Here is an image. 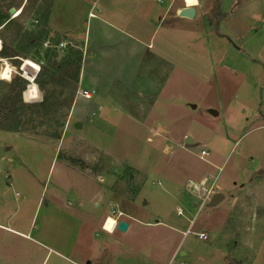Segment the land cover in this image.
Segmentation results:
<instances>
[{"label": "rangeland", "instance_id": "1", "mask_svg": "<svg viewBox=\"0 0 264 264\" xmlns=\"http://www.w3.org/2000/svg\"><path fill=\"white\" fill-rule=\"evenodd\" d=\"M160 1L141 0L150 16L140 2L138 17L111 15L122 33L111 39L86 0H0L40 34L19 54L29 89L49 40L66 45L49 50L55 62L81 52L77 88L98 94L75 97L58 141L29 136L23 118L19 133L0 130V264H264V0H209L191 20ZM126 3L98 0L93 13ZM106 218L127 231H103Z\"/></svg>", "mask_w": 264, "mask_h": 264}, {"label": "trees", "instance_id": "2", "mask_svg": "<svg viewBox=\"0 0 264 264\" xmlns=\"http://www.w3.org/2000/svg\"><path fill=\"white\" fill-rule=\"evenodd\" d=\"M12 7L13 5H10L7 11ZM47 14L46 10L44 20H47ZM222 18L221 15V18L216 19V30H218ZM14 19L0 14V30L7 29L12 32L10 42H3L0 59L7 62L20 75H14L8 82L0 81V130L19 133L18 120L20 118L31 119L38 121V128L37 133L35 132L33 136L29 134V136L36 135L58 141L61 139L70 106L74 102L78 89L79 63L82 54L80 51L71 50L67 57L61 59L60 62H55L53 61L56 57L55 51H46L42 57L44 67L41 66L38 69L32 83L40 96L35 102L27 103L25 96L29 89V83L22 78L19 54L20 52L25 55L30 54L34 44L38 42L40 34L24 31L23 27L17 25ZM35 21L38 23L39 20L35 19ZM217 35L223 37L220 34ZM72 66H76V69L72 76L67 77L66 72ZM20 126L23 127L22 119ZM20 131L25 133V129L20 128Z\"/></svg>", "mask_w": 264, "mask_h": 264}, {"label": "crops", "instance_id": "3", "mask_svg": "<svg viewBox=\"0 0 264 264\" xmlns=\"http://www.w3.org/2000/svg\"><path fill=\"white\" fill-rule=\"evenodd\" d=\"M177 1H179V5H178V7H177V13H178V17H180V12L183 10V9H185V8H190V7H192V8H194V10H195V15H196V9H198V8H200L201 9V5H205L207 2H209V0H198V2H196L195 4H193V5H189V4H187V3H185V1L184 0H172V2L171 3H173V4H176V3H178ZM91 2V7L89 8V10H87V20L88 19H91V20H97L98 21V24L101 26V27H103V28H105V29H107L108 31H111V33H108V38H111V39H122V37H119L120 36V34L122 35V33L121 32H119V30H118V26H117V24L115 23V20H114V18L111 16V15H113V14H118V15H125V18H131V17H133V16H137L138 17V15H136V14H133V11H131L130 10V7H129V4L130 3H132V2H135V3H137V2H140L139 3V5H140V9L143 11V12H145V13H147V15H149L150 16V13L149 12H147L146 11V9L143 7V5H142V3H141V0H128V3H126V4H124V5H122V7H121V9H118L117 7H112V6H110V7H107V9L105 8H103V10H100V11H98L99 12V14H102L103 16L102 17H98V16H96L94 13H93V8L94 7H96L97 5H98V0H86V4L87 5H89V3ZM155 2H156V0H155ZM203 2V3H202ZM156 3H158V2H156ZM161 3V2H160ZM159 3V4H160ZM221 3H222V10H223V0L221 1ZM235 9V8H234ZM128 11V13H129V16H127L126 15V12ZM89 14H92V15H94V17L93 18H89L88 17V15ZM222 14L224 15V18H223V20L220 22L221 23V25H222V23H224V21L229 17V14L228 13H225V11L224 12H222ZM152 17H153V15H151ZM195 17V16H194ZM180 18H182V17H180ZM185 19V18H184ZM87 20H86V22H87ZM189 20H191V19H189ZM35 21V20H34ZM220 25V24H219ZM86 32L88 33V35H89V31H90V29L88 30L87 29V27H86ZM24 31H28V30H26V29H24ZM104 32H105V30H103ZM30 32V31H29ZM32 32V31H31ZM49 32L51 33L52 32V30H49ZM106 33V32H105ZM131 40V39H130ZM35 45V44H34ZM148 47L150 46V45H147ZM242 44L240 45V47H239V51H240V49L242 48ZM34 47V46H33ZM93 47L95 48V49H101V46L99 45V44H97V43H94L93 44ZM134 50H135V48H134V43L132 44V48L131 49H129V51H131V55H133L134 53ZM135 83V82H134ZM135 84H137V86H138V83H135ZM208 109H210V108H208ZM209 111V110H208ZM152 132H153V130H152ZM159 186H160V183H158V182H156ZM222 193V192H221ZM222 195H223V193H222ZM224 199H225V197H224ZM223 199V200H224ZM210 202V201H209ZM193 204H191V206H192ZM214 208V207H213ZM158 221H155V223H157ZM103 230V229H102ZM104 231V230H103ZM29 232V231H28ZM114 232V231H113ZM109 234H112V233H109ZM87 264H91V262H89V263H87Z\"/></svg>", "mask_w": 264, "mask_h": 264}, {"label": "built area", "instance_id": "4", "mask_svg": "<svg viewBox=\"0 0 264 264\" xmlns=\"http://www.w3.org/2000/svg\"><path fill=\"white\" fill-rule=\"evenodd\" d=\"M185 1V0H184ZM156 2H158V3H160L161 1L160 0H156ZM88 17L89 18H93L94 17V15H92V14H89L88 15ZM2 44L3 43H1V40H0V51H1V49H2ZM65 44H63V43H61V42H58V43H56V44H52L49 40H43V41H41L40 43H39V46H38V48L36 49L37 50V52L39 53V54H45V52L46 51H48V50H51V49H53V50H56V51H60L61 49H64L65 48ZM1 60V59H0ZM4 62V61H3ZM11 76V75H10ZM11 78V77H10ZM9 78V79H10ZM32 87H35L33 84L31 85V88ZM31 88L28 90V97H29V99L30 100H36L37 99V97H35V98H31ZM75 97H79V98H82V99H85V100H90V101H95V100H97V98H98V94H97V92L94 90V89H87V88H82L80 85H79V87H78V89H77V91H76V95H75ZM32 102V101H31ZM29 133V132H28ZM204 156H206V154L202 151V152H200V158H203ZM193 206V205H192ZM194 208H196L195 206H193ZM112 213H114V211L112 212ZM176 215L177 216H179V217H183L184 216V211L180 208V207H178L177 209H176ZM120 216V215H119ZM193 220H194V218H193ZM193 223V221H191V224ZM116 225H117V221H115V226H114V229H113V231L115 230V228H116ZM103 228H104V225H103ZM188 234H191V231L190 230H187L186 232H182V236H186V235H188ZM193 234V233H192ZM197 238H198V240H201V241H206V240H208V235L207 234H205V233H200V234H194Z\"/></svg>", "mask_w": 264, "mask_h": 264}, {"label": "water", "instance_id": "5", "mask_svg": "<svg viewBox=\"0 0 264 264\" xmlns=\"http://www.w3.org/2000/svg\"><path fill=\"white\" fill-rule=\"evenodd\" d=\"M15 13L14 9H10V15H13ZM195 16V10L194 8L190 7V8H185L180 12V17L185 18V19H193ZM212 116H216L217 112H215L214 110H209L208 111ZM79 125H76L75 128H78ZM224 196L222 194H215L212 196L210 202L207 204L208 208H213L216 205H218L221 201H223ZM128 229V225L123 222L120 221L117 224L116 230H118L119 232L125 233Z\"/></svg>", "mask_w": 264, "mask_h": 264}, {"label": "bare ground", "instance_id": "6", "mask_svg": "<svg viewBox=\"0 0 264 264\" xmlns=\"http://www.w3.org/2000/svg\"><path fill=\"white\" fill-rule=\"evenodd\" d=\"M185 3L189 4L188 3V0H185ZM189 5H193V4H189ZM1 62V61H0ZM5 69H8L9 70V76L8 78L6 79H0L1 80H7L10 78V75H11V69H10V66L5 64L4 66L0 67V73H3L5 71ZM32 89L33 87L31 88V92H32ZM36 89V87H35ZM35 97H37V90H36V95ZM35 97H32L31 98H35ZM22 123L24 125V127H28L30 129V135H34V133L36 132V129H37V121L36 120H31V119H25L23 118L22 119ZM24 132V130H22ZM109 221H112L114 223H112L111 225H109ZM104 228L103 230L106 231L107 233H113V229H114V226H115V220L112 219V218H106V220L104 221ZM109 227L111 228V230H109Z\"/></svg>", "mask_w": 264, "mask_h": 264}, {"label": "snow or ice", "instance_id": "7", "mask_svg": "<svg viewBox=\"0 0 264 264\" xmlns=\"http://www.w3.org/2000/svg\"><path fill=\"white\" fill-rule=\"evenodd\" d=\"M196 2H197V0H188L189 4H195ZM32 67L35 68L36 66L32 65ZM8 76H9V70L8 69H5V71L3 73H0V79H6V78H8ZM35 95H36V90H35V88H33L32 92H31V96L35 97ZM112 223H114V222L109 221V225H111ZM109 230H111L110 227H109Z\"/></svg>", "mask_w": 264, "mask_h": 264}, {"label": "clouds", "instance_id": "8", "mask_svg": "<svg viewBox=\"0 0 264 264\" xmlns=\"http://www.w3.org/2000/svg\"><path fill=\"white\" fill-rule=\"evenodd\" d=\"M197 2H198V0H197ZM33 88H35V87H33ZM36 90V89H35Z\"/></svg>", "mask_w": 264, "mask_h": 264}]
</instances>
